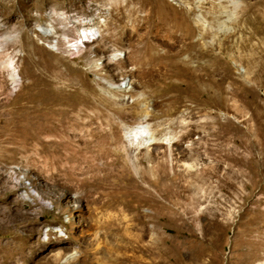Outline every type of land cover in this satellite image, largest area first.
<instances>
[{
  "label": "rangeland",
  "instance_id": "obj_1",
  "mask_svg": "<svg viewBox=\"0 0 264 264\" xmlns=\"http://www.w3.org/2000/svg\"><path fill=\"white\" fill-rule=\"evenodd\" d=\"M144 1L0 0V264H136L151 258L141 231L155 264H264V0H209L229 9L220 18L201 0ZM150 9L163 22L147 39L157 59L131 77L134 65L106 63L130 49L138 58L144 40L131 25L143 34ZM74 26L90 36L69 50ZM20 87L21 103L36 92L28 105L43 108L17 133ZM140 124L136 147L124 131ZM157 161L164 171L152 170ZM160 188L172 210L136 230Z\"/></svg>",
  "mask_w": 264,
  "mask_h": 264
},
{
  "label": "bare ground",
  "instance_id": "obj_2",
  "mask_svg": "<svg viewBox=\"0 0 264 264\" xmlns=\"http://www.w3.org/2000/svg\"><path fill=\"white\" fill-rule=\"evenodd\" d=\"M146 1L147 0H145L144 2H141L140 3V7H144V4L146 3ZM200 2L201 3H209V4H211L209 0H201ZM123 6H124V4L121 5L120 8L122 9ZM243 6H246V5H243ZM250 9H251V6H247V10H250ZM206 11H208V10H206ZM159 12H160V10H156V11L153 12L152 9H150V11H148L147 16H146V19H147V22H148V29L141 35L137 31V27L134 24L131 25V30L135 32L136 39L139 37L140 40H144V43L139 47L140 54L138 55V58L136 60L134 59L132 49H130V51L127 52L122 58L114 56V57H112V61L109 60V61H107L106 64L107 65H111L114 61H117V62H120V64L123 67H127L128 65H134L132 70H128V74L131 77H135V76L141 75L139 73H143V69L150 68L152 66V64L154 63V61L157 59V56L149 51V46H148L147 39H148V36H149V34H150V32H151V30L153 28V23H158L160 25L163 23L161 21L160 16H159ZM204 14L207 17L210 16V18L211 17L212 18H220L221 16H225V15H227L228 17L231 16V13H230L228 8H226L224 6H221V5H213V4H211V7L209 8L208 14H206V13H204ZM155 16H157V18ZM149 20L152 22V24H149ZM140 27H141V25H140ZM70 34L74 36V39H73L72 42H69L68 45H67V48L69 50H71L73 48H77L79 43L80 44L84 43L86 41V39L90 36L87 27L82 28L81 31H80L76 26H74L72 29H70ZM184 34H185L186 37H188L187 33H184ZM78 40H79V42H78ZM126 41L128 43L123 42L122 46H126L127 48L132 47L133 44H132L131 40L129 38H126ZM66 42H68V41L66 40L65 43ZM100 50L101 51H106L104 47H102ZM145 56H148V58L145 59ZM162 57L165 58V60H164V62L162 64V66L164 67L163 74L166 75V76H171L172 75L171 73L174 71V66H175L174 61L171 58L172 54L171 53H164V54H162ZM8 66L11 68L12 71H14L13 60L12 59H9ZM37 73H39L40 76L44 77L43 76L44 74H42V71H38ZM64 75H65V73L63 71L59 70L58 73L56 74L57 80H59V82H63L64 79H66V77ZM29 84L30 85H32V84H34V85H37V84L45 85L44 82H39L38 83L37 81H33V80ZM70 84H71L70 86H74V88H77V86H75L73 81ZM146 85L155 86V82L146 83ZM21 91H22V87L18 88L16 90V92L13 94L14 96L12 97V99H10V101H14V106L11 108V113L10 112L9 113H10L11 121L13 122V128H14L15 131L17 129L15 127L19 126L21 124V122L23 121V119H20V118H25L28 112H33L35 114L36 111H38L41 108H43V106H38V107L35 108V107H32V105H28L29 103L33 102V98L35 97L36 92L33 93L30 96H27V97L23 98V101L21 103V101L19 100V97L21 96ZM36 99H40V98H36L35 97L34 100H36ZM42 99H44V98H42ZM57 102H58L57 100H54V101H51L50 103H52L54 105ZM60 103H62V102H60ZM43 105L45 107L47 106L46 104H43ZM172 105H174V104L171 102L170 107H169L170 108V112H173L175 110V107L171 108ZM66 110L67 109L64 108V107H57V108H55L52 111L59 116L58 118L60 120H62L64 118ZM55 114H53V115H55ZM41 115H42V117L45 116V114L36 113V116L40 117ZM47 117H51V116L48 114ZM143 131H144L143 125L140 124V125L136 126L133 129H130V130L127 129L126 132L124 131V133L128 134L127 138L130 140L131 143L135 142L136 147H140V145H143V141L145 139V135H144ZM19 132H20V130H19ZM22 133L23 132L21 131V134ZM109 133H111L110 136H109ZM122 133H123V130L120 129V128L118 130H111V131L109 129H107L106 132L102 133L103 137L100 138V142L99 143L103 144V143H106V142H111V141L118 140L120 137H122ZM97 142H98V140H97ZM166 165L167 164L165 162H163V161L162 162L157 161V163L154 166H152V170L160 168L162 171H164ZM180 165L187 166L189 168V170L193 166H195L194 163H181ZM160 190L162 191V193H160V197H156L153 200V202H151V198H149V197L144 199L145 203L149 202V203H151V205L153 203H155L156 204V208H153L152 209L153 211L150 212V213H140V214L137 215L138 220H139L138 221L139 222V227H135L136 230H150V229H153L155 227V224H154L155 217H156V219L159 218V214H158L159 210L158 209H160L161 207H163L167 211L172 210V207L174 205L173 194H171V191L167 190V189L160 188ZM165 199H167L170 202L171 205L166 204L163 201ZM149 222H152L151 226H148ZM145 234L146 233L144 231H141L140 233H137L136 241H137V239H138V241H140L145 236ZM138 241L136 243H137V245L140 246V251L143 254L151 255V258L148 255L150 260H146L145 258H142V257L139 256L140 258L137 257L138 259L136 260L137 261L136 264H155L157 261H154V254L153 253H155V249H154L153 243L151 242L150 245L144 246V244H142V243H140ZM74 253H75V251H71V252L67 253L65 255L64 259L66 260V258L72 257Z\"/></svg>",
  "mask_w": 264,
  "mask_h": 264
}]
</instances>
